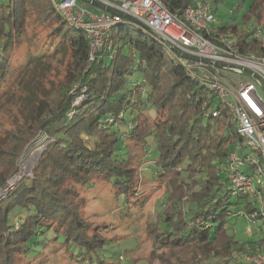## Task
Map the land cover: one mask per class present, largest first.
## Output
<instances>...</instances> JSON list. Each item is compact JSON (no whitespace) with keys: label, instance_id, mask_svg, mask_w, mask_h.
<instances>
[{"label":"trees","instance_id":"16d2710c","mask_svg":"<svg viewBox=\"0 0 264 264\" xmlns=\"http://www.w3.org/2000/svg\"><path fill=\"white\" fill-rule=\"evenodd\" d=\"M162 1L175 13L190 3ZM241 18L247 30L215 25L235 32L239 51L264 56V0H250ZM131 27L113 26L110 46L88 63L86 33L66 23L50 0H0V102L17 89L22 73L68 57L60 85L31 97L23 121L1 137L0 186L33 141L43 136L47 143L31 177H22L0 201V264H16L36 246L40 253L55 246L64 254L77 247L89 255L102 248L106 238L82 216L85 200L77 186L102 176L129 202L145 161L152 162L145 175L165 185L158 219L146 226L152 238L148 264H233L264 250V230L245 245L226 225L230 197L249 196L232 193L225 171L226 157L240 141L229 106L162 43ZM258 29L260 38L254 36ZM136 73L140 77L132 80ZM245 208L264 218L251 201Z\"/></svg>","mask_w":264,"mask_h":264},{"label":"built area","instance_id":"2783aa9c","mask_svg":"<svg viewBox=\"0 0 264 264\" xmlns=\"http://www.w3.org/2000/svg\"><path fill=\"white\" fill-rule=\"evenodd\" d=\"M96 1L129 15L175 48L198 58L183 57L164 46L192 77H197L215 91L229 106L236 135L240 138L239 142L234 143L225 162L232 193L244 192L261 199L264 190V89L258 80L244 74L241 67L264 81V56L238 50L235 32L216 27V16L211 12L209 0H190L181 13L171 11L162 0ZM50 2L66 23L86 33L88 63L96 58L99 50L110 46L108 37L113 26L123 22L141 29L133 20L123 18L118 13L99 7H96L98 12L94 11L89 7L92 5L84 0ZM261 33L258 29L254 36L259 38ZM229 73L243 75L244 79L240 81ZM229 94L233 99L231 102ZM244 148H250L259 155L243 152ZM261 159L263 165L260 164ZM232 263L264 264V250L256 249L251 254L240 255Z\"/></svg>","mask_w":264,"mask_h":264},{"label":"rangeland","instance_id":"374dc122","mask_svg":"<svg viewBox=\"0 0 264 264\" xmlns=\"http://www.w3.org/2000/svg\"><path fill=\"white\" fill-rule=\"evenodd\" d=\"M210 1L211 12L216 16L215 19L220 25L235 23L238 31L248 29L241 16L247 10L250 0ZM90 8L96 12L99 11L96 7L91 6ZM131 29L137 30L134 27ZM45 34V31L39 30L37 35L44 38ZM262 36L263 33L260 37ZM22 49L26 50V44ZM129 49V46H126L124 52H129L132 55L133 53ZM36 50L38 48H35L34 52ZM22 54L17 55L18 60L22 59ZM67 60L68 57L49 58L41 67L33 68L19 76L17 89L14 88V92H11L6 99L0 102V141L1 137L5 136V131L13 129L17 125L15 123L23 121L27 110L26 105L30 104L31 97L42 95V92H46L52 86L60 85ZM229 74L240 81L244 79L243 75ZM139 75V73L133 75L132 80L140 77ZM82 97L83 95L77 97L74 103L80 101ZM228 99L230 102L233 100L230 94ZM84 138L91 145V140L86 136ZM46 143V138L40 136L18 157L16 172L5 179L4 184L0 186V201L22 177H31L33 164L39 159ZM242 151L255 156L259 155L258 152H253L250 148H244ZM32 155H34L33 160L28 161L27 159ZM145 162L142 169L137 172L139 177L137 194L129 202L124 201L121 195H117L111 184L102 176L94 178V183L90 186H77L78 196L84 197L85 200L80 210L82 216L91 219L94 224L100 226L101 232L106 238L102 248L89 255L83 253V250L81 252V249L77 247L64 254L62 247L55 246L47 247V253H40V249L36 246L33 251L29 252L28 257H21L16 261V264H148L147 258L151 250L152 238L148 236L146 226L147 222H154L158 219L157 215L161 211L165 185L162 181L145 175L146 172L150 173L148 166L152 165L151 161ZM260 164L263 165L262 159ZM248 201L255 205L260 215H264L263 190L261 199H253L250 195L241 199L235 195L231 196L230 202L233 203L230 206L231 214L226 218V225L230 227V232L234 234L238 242L245 245L262 237L264 230V218L262 216L253 217L252 212L245 208ZM14 227H19L17 222L14 223ZM71 255L72 258L69 257Z\"/></svg>","mask_w":264,"mask_h":264},{"label":"water","instance_id":"95a60500","mask_svg":"<svg viewBox=\"0 0 264 264\" xmlns=\"http://www.w3.org/2000/svg\"><path fill=\"white\" fill-rule=\"evenodd\" d=\"M84 1H86L88 4H90V5H92V6L99 7V8H101V9H103V10H106V11H109V12H113V13H118V14H120L123 18H126V19H128V20H133L135 23H137V26H138V27H140L142 30L147 31V32H148L150 35H152V36H153L158 42L162 43L163 46H165L166 48H169V49H171V50L177 52L178 54H180V55L183 56V57H186V58H193V56L188 55V54L185 53L184 51L180 50V48H179V49L175 48L171 43H169V42L163 40L160 36L156 35L154 32H152V31L150 32L149 29H147L144 25H142L141 23H139L138 21H136L135 19H133V18L130 17L129 15L124 14V13H122V12H118V11L113 10V9H110V7L104 5V4H102V3H100V2H98V1H96V0H84ZM193 59H198V58H197V57H194ZM202 60H204V59H202ZM214 64H215V65H218V66H220V67L222 66V64H220V63H218V62H214ZM241 70H242V72H243L244 74H246V75H248V76H250V77H252V78L258 80L259 83H260V85H261V87L264 89V81H263L261 78H259L255 73H253L252 71H249L248 69L242 68V67H241Z\"/></svg>","mask_w":264,"mask_h":264},{"label":"bare ground","instance_id":"6f19581e","mask_svg":"<svg viewBox=\"0 0 264 264\" xmlns=\"http://www.w3.org/2000/svg\"><path fill=\"white\" fill-rule=\"evenodd\" d=\"M33 158H34V155L30 156L27 160H28V161H32Z\"/></svg>","mask_w":264,"mask_h":264}]
</instances>
